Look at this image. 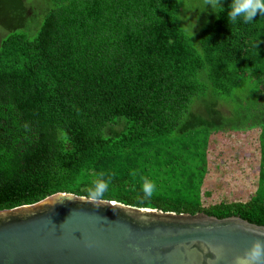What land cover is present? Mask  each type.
Instances as JSON below:
<instances>
[{
  "label": "trees",
  "instance_id": "obj_1",
  "mask_svg": "<svg viewBox=\"0 0 264 264\" xmlns=\"http://www.w3.org/2000/svg\"><path fill=\"white\" fill-rule=\"evenodd\" d=\"M231 2L201 26L191 0H0V211L103 174L106 201L264 226V16Z\"/></svg>",
  "mask_w": 264,
  "mask_h": 264
},
{
  "label": "water",
  "instance_id": "obj_2",
  "mask_svg": "<svg viewBox=\"0 0 264 264\" xmlns=\"http://www.w3.org/2000/svg\"><path fill=\"white\" fill-rule=\"evenodd\" d=\"M106 201V200H105ZM264 226L57 193L0 211V264H235ZM213 251L204 253L201 242ZM264 264V261L261 262Z\"/></svg>",
  "mask_w": 264,
  "mask_h": 264
},
{
  "label": "clouds",
  "instance_id": "obj_3",
  "mask_svg": "<svg viewBox=\"0 0 264 264\" xmlns=\"http://www.w3.org/2000/svg\"><path fill=\"white\" fill-rule=\"evenodd\" d=\"M258 13L259 16H264V0H232L227 18L231 23L243 21L247 24L252 23ZM195 26L194 21L191 27L192 33ZM109 185L110 179L104 178L103 174H101L89 189L87 201L98 207L104 205L106 203L105 194L109 191ZM156 188L157 185L154 182L145 179L142 188L144 194L142 199L149 201ZM260 235H264V233ZM200 246L205 254L211 250L219 258L218 251L210 249V246L206 242L202 241ZM262 261H264V240L262 239L254 240L242 256L235 258V264H261Z\"/></svg>",
  "mask_w": 264,
  "mask_h": 264
},
{
  "label": "rangeland",
  "instance_id": "obj_4",
  "mask_svg": "<svg viewBox=\"0 0 264 264\" xmlns=\"http://www.w3.org/2000/svg\"><path fill=\"white\" fill-rule=\"evenodd\" d=\"M42 1V0H39ZM192 3H194L195 6H198L195 10L198 11V14L200 15V18L196 20L197 24H200L201 26L205 24V22L207 20H205V18H207V16H209L212 8L214 7V0H191ZM209 3H211V5H209ZM210 6V7H209ZM189 19L191 17V14L188 13ZM188 16L186 14V16H184L183 19V23L186 25L187 24V19ZM4 32L1 31L0 29V36L3 35ZM226 107H223V110H225ZM252 139L254 141V143L257 146V142H256V132H253V134H251ZM216 139V144L214 146V150L212 151L213 154V161H217V163L219 162V154L223 151V150H227L229 153L230 152H235L237 151L238 148H241V143H240V135L239 134H223V135H217L215 137ZM242 141V140H241ZM239 144V146H238ZM255 146V147H256ZM228 161L227 160H223L222 164H221V168H225L227 167ZM239 189V188H238ZM252 189H250L249 185L245 184V186L242 188L241 192L238 194V197L241 199H245L248 198L250 196V194L252 193Z\"/></svg>",
  "mask_w": 264,
  "mask_h": 264
}]
</instances>
